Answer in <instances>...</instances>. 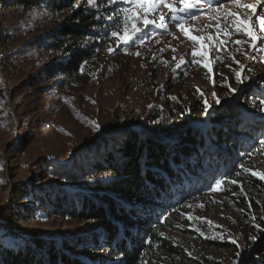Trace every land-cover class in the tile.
I'll return each mask as SVG.
<instances>
[{
	"label": "trees",
	"instance_id": "trees-1",
	"mask_svg": "<svg viewBox=\"0 0 264 264\" xmlns=\"http://www.w3.org/2000/svg\"><path fill=\"white\" fill-rule=\"evenodd\" d=\"M129 2L0 0V119L12 121L6 95L40 88L39 105L26 110L44 109L47 117L19 130L49 122L71 147L59 163L38 156L29 180L12 185L11 208L0 214V264H222L217 251L233 245L211 235L190 202H203L204 211L238 209L244 254L237 264H264V180L251 174L264 170V109L224 99L204 122L209 108L200 97L167 94L141 119L123 122L127 114L116 107L108 129L83 144L60 127L58 116L67 113L98 129L82 96L108 67L106 57L124 50L117 41L131 26ZM38 220L50 228L21 225Z\"/></svg>",
	"mask_w": 264,
	"mask_h": 264
},
{
	"label": "rangeland",
	"instance_id": "rangeland-1",
	"mask_svg": "<svg viewBox=\"0 0 264 264\" xmlns=\"http://www.w3.org/2000/svg\"><path fill=\"white\" fill-rule=\"evenodd\" d=\"M254 1L239 0V4H254L255 11L238 6L235 0H206L202 10L179 13L184 17L183 21L171 20L168 9L161 5L147 14V18L155 23L145 26L142 22L144 12L140 10L137 17V9L130 0L132 18L128 32L131 38L123 42L122 33L117 43L123 44L124 50L106 57L108 67L104 68L98 81L87 84L84 88L86 97L82 96L83 105L93 108L96 113L98 129L91 131L67 113L58 116L60 127L72 129L75 140L79 137L83 144L99 131L108 129L107 123L116 107L127 114L122 118L123 122L128 121L132 114V118L141 119L149 104L167 94L185 102L200 97L209 108L207 113L218 104L217 101L232 98L250 109L254 105L255 109L263 110L264 104L255 103V99L250 97L264 95V32L256 19L257 14L264 17V0L257 5ZM166 2L179 7V0ZM209 5L212 7L209 8ZM217 5L222 7L217 9ZM229 12L237 13L241 20H248V29L258 37L255 45L251 36L245 34L243 28H238L236 17L228 15ZM193 13H196V19H191ZM161 15L165 16V28L159 27ZM181 22L189 29V36L203 39L198 42L190 40L176 27ZM133 24L141 31L133 34ZM238 40L239 44L236 43ZM193 51L198 53L195 57ZM205 63L209 67H204ZM237 72L240 73L239 79ZM4 81L0 74V82L4 84ZM53 91H56L55 87ZM38 92H41L40 88L36 91L27 89L13 98L6 95L3 102L11 112L12 121L0 119V214L5 208H11L9 196L12 185L15 181L29 180L32 163L38 156L45 155L51 162L59 163L70 153L69 139L53 127L51 129L49 122L33 131L28 128L24 132L19 130L20 126L30 127L36 119L46 116L44 109H32L33 113L26 110L29 103L39 105L41 95ZM13 108L19 113L18 117L12 113ZM204 118V122L208 120L207 116ZM131 121L127 123L132 124ZM260 173L264 170L261 169ZM200 204L190 202L189 212L198 222L202 219L206 221L211 235L225 238L233 245L230 251H217L224 254L222 264H237L241 254H244L243 233L238 226L239 210L230 212L220 207H209L204 211L203 202ZM196 209L199 210L198 215ZM242 221L251 227L255 225L250 217L241 218ZM21 225L34 230L50 228L48 223L39 220L22 222ZM196 231L201 232L200 226L197 225ZM183 239L194 241L188 237Z\"/></svg>",
	"mask_w": 264,
	"mask_h": 264
},
{
	"label": "snow or ice",
	"instance_id": "snow-or-ice-1",
	"mask_svg": "<svg viewBox=\"0 0 264 264\" xmlns=\"http://www.w3.org/2000/svg\"><path fill=\"white\" fill-rule=\"evenodd\" d=\"M134 2V6L137 9V11L135 12V15L138 17L140 14V10H142L144 12V18L142 19V22L145 26L149 25V24H154L155 21L150 20L147 18V14L151 11H154L158 6H163L164 8H167L169 13H170V18L173 21H183L184 17L181 15H178L179 13H188L190 10L196 9V10H202L204 8V4L206 3V0H179V7H175L173 3H168L166 2V0H133ZM235 2L237 3L238 6H242L248 9H252L253 11L256 10V6L254 4H245V5H240L239 4V0H235ZM89 5H95L97 3V0H88ZM108 3L114 4L116 3V0H108ZM212 6L209 5V8H211ZM219 7H222V5H217V9ZM130 9H125L124 15L126 19H131L132 17L129 15L130 13ZM228 15L231 16H235L236 17V23L238 28H243V30L245 31V34L251 36V39L253 41V45H255L256 40L258 39V37H256L255 35H252L251 31L248 29V20H241L239 18V15L237 13H232L229 12ZM191 19H196V13H193V15L191 16ZM256 19L259 21L260 24V30L264 31V17H260L258 14L256 16ZM159 20L161 21V23L159 24L160 28H165V16L161 15L159 17ZM176 27L178 29H180V31H182L184 33L185 36H188V38L194 42H198L200 40L203 39V37H197V36H189V29L185 28L183 26V23H177ZM132 30H133V34L138 33L139 31H141V29L137 28L135 24L132 25ZM112 37H116L118 36V33L116 31H113L111 33ZM130 35L128 32V29L125 28L124 29V34L121 37V39L123 40V42H128V40L130 39ZM221 43H223V41H221ZM237 44L240 43V41H236ZM201 47H204L203 45H201ZM112 49L109 48V52H111ZM198 53L196 51L192 52V55L195 57ZM196 62V61H194ZM198 63V62H197ZM204 67H209V65L207 63L204 64ZM237 78L239 79L240 77V73L237 72L236 73ZM213 95H215V93H213ZM217 103H219V101H217ZM261 104H264V100L261 101ZM98 127V125L96 126ZM253 176H259V178L261 180H264V174L259 173V172H252L251 173ZM237 175H239V173H237ZM233 183H235V181H232ZM215 190V189H213ZM235 243V241H233Z\"/></svg>",
	"mask_w": 264,
	"mask_h": 264
},
{
	"label": "bare ground",
	"instance_id": "bare-ground-1",
	"mask_svg": "<svg viewBox=\"0 0 264 264\" xmlns=\"http://www.w3.org/2000/svg\"><path fill=\"white\" fill-rule=\"evenodd\" d=\"M263 0H255L254 3L257 5L259 4L260 2H262ZM264 32V31H263Z\"/></svg>",
	"mask_w": 264,
	"mask_h": 264
},
{
	"label": "water",
	"instance_id": "water-1",
	"mask_svg": "<svg viewBox=\"0 0 264 264\" xmlns=\"http://www.w3.org/2000/svg\"><path fill=\"white\" fill-rule=\"evenodd\" d=\"M206 116H207V119H208V113H207V115H206Z\"/></svg>",
	"mask_w": 264,
	"mask_h": 264
}]
</instances>
